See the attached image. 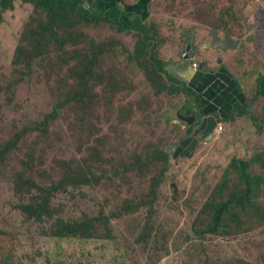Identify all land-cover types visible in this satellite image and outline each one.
<instances>
[{
    "label": "rangeland",
    "instance_id": "rangeland-1",
    "mask_svg": "<svg viewBox=\"0 0 264 264\" xmlns=\"http://www.w3.org/2000/svg\"><path fill=\"white\" fill-rule=\"evenodd\" d=\"M126 1L133 5L139 0ZM140 2L127 16L140 14L146 26L157 29L154 53L174 77L177 65L194 59L203 64L220 53L210 50L214 26L220 39L221 33L231 31L264 63V0ZM110 3L81 0L84 9L101 17L110 15ZM139 39L132 27L118 32L103 20L84 24L73 17L66 24L56 22L33 0H13L9 8L0 5V145L20 135L0 167V264H264V225L248 223L243 230L231 227L226 235L205 238L197 237L194 229L230 162L249 161L264 152V129H253L249 118L228 129L215 118L223 133L204 131L209 121L201 118L198 103L216 116V106L224 105L214 78L220 73H210L213 67L204 64L206 81L196 80L203 90L199 102L196 95L181 93L182 87H160L134 60ZM192 45L208 47L209 55L190 53ZM246 58H235L242 61L234 66L242 72L235 80L247 87L264 83L252 55ZM65 94L72 100L57 107ZM251 98L258 99L257 93ZM55 107L58 115L46 134L23 137L25 123L32 117L40 121ZM181 108L194 113L193 126L177 119L185 115ZM77 127L85 156L91 148L100 158L90 166L96 181L66 180L52 193L49 207L63 220L84 215L97 220L104 213L110 217L108 234L58 239L49 235L52 219H27L19 206L31 196L15 185L23 172L42 187L57 183L64 176L58 162L69 158L68 140L62 135ZM159 150L173 152L154 192L152 180L160 172L154 166L119 176L135 156L148 161ZM262 172L259 167L250 171L256 176ZM143 195L152 209L125 213L126 203Z\"/></svg>",
    "mask_w": 264,
    "mask_h": 264
},
{
    "label": "trees",
    "instance_id": "trees-1",
    "mask_svg": "<svg viewBox=\"0 0 264 264\" xmlns=\"http://www.w3.org/2000/svg\"><path fill=\"white\" fill-rule=\"evenodd\" d=\"M12 1L13 0H1L0 5L3 8H9ZM33 1L46 15L59 23L66 24L74 17L84 24L103 20L111 24L118 32H125L129 27H132L140 35V41L136 49L137 56L134 60L139 62L151 81L163 88L171 87L173 89L174 85L182 87L181 93L196 95L198 102L202 100V97L198 94H189L186 85L172 76L167 70V64L165 67L163 61L154 53V51H156L154 40L157 36V29L146 26L140 14L127 16V13H130V9L132 10L133 6L136 4L132 5L131 2L125 0L126 4L119 7V2L122 0H111V5L108 7L111 10L109 13L110 15L101 17L94 14L93 11L89 9H84L81 0ZM36 41L37 47H41L43 44L42 41L39 39H36ZM18 50L23 52V47H20ZM83 89L85 91L87 85H84L82 90ZM259 89L260 88L257 90V97H261V90ZM70 100H72L71 94H65L63 100L58 103L57 107L65 106ZM250 101L251 102L247 101L246 98L242 100L241 104L238 103L235 106L232 115L228 116L226 119H228V122H233L238 118L239 120L242 118H249L252 128L263 130L264 119L261 118L260 113L255 112L256 109L255 111L252 109L254 107L257 108L258 104L255 103V100ZM249 103H253V106H250ZM198 104L199 108H203L201 118H208L209 128L215 130L219 124L218 122H220L215 121L217 116L213 117L212 113H205L204 106L200 103ZM182 110V113H185V115L179 114L177 117L181 122H183L182 119L191 118V116L188 117V114L193 113L190 108H181L179 113ZM57 115L58 108L55 107L48 114H44L42 117L40 116V121L32 117L23 125V137H28L33 132L40 133V135L46 134L51 122L55 120ZM192 115L195 118L194 113ZM183 123L186 124V122ZM214 123H216L215 128L213 127ZM255 124H259V128H257ZM62 136L68 140L65 151L69 155L68 159L58 162V171L64 176L57 183L48 187H42L26 173H19V179L15 185L16 190L21 192L25 189L26 193L31 196L29 203L23 202L20 204L19 208L27 216L28 220L34 219L36 221H42L44 219H52L53 224L49 230V235L58 239H90L97 231L108 234L107 225L110 222V217L104 213H101L97 220L87 215H84L82 218L67 220L52 215L54 212L49 207V201L55 189L63 186L66 180L81 181L85 184L95 182L96 177L90 172V166L96 164L100 159L96 151L92 153L91 148L87 149V156L89 157L85 156L82 143H80V131L78 127L77 130H73L72 132L65 130ZM19 141L20 135H16L11 140L0 145V167L6 162L10 153L17 147ZM172 152L173 150L168 152L159 150L154 153L153 158L148 161L135 156L134 160L123 166V170L119 176L122 177L135 170L140 172L154 166L160 171L159 178L152 180V192H154L159 187L161 178L165 177L169 169V160ZM31 166L34 167V165ZM255 167H259L261 172L263 171L261 175L256 176L250 173ZM232 184H234L233 187ZM263 186L264 152L255 155L249 161L242 160L241 158L232 160L225 170L221 181L215 187L212 197L204 204L199 213V220L194 224L195 235L199 238H205L207 236L218 237L228 234V230L231 227H234L236 230H243L248 223L264 225V202H260V198L262 196L264 197ZM142 207L152 209V203H150L149 199L145 201V195L132 202H127L124 211L125 213H132ZM202 217H205V219L202 220ZM239 264L243 263L241 262Z\"/></svg>",
    "mask_w": 264,
    "mask_h": 264
},
{
    "label": "crops",
    "instance_id": "crops-1",
    "mask_svg": "<svg viewBox=\"0 0 264 264\" xmlns=\"http://www.w3.org/2000/svg\"><path fill=\"white\" fill-rule=\"evenodd\" d=\"M242 45L247 46L244 40H242ZM220 53H216L217 54L216 57L223 61V65L218 66V64H211L210 67H213V68L210 69L209 67L210 73H213V72L220 73L217 77H214V78H216V80L218 81L219 86L217 89L221 90V92H218V93L221 96V98L224 100V105H222L221 107L220 105L216 106L215 114L217 118L222 119L223 123H225V126L228 129L238 126L242 121H244V118H242L241 120H239V118L235 119L233 122H228V119L226 118L232 115V112L235 106L238 103L241 104L242 100L246 98L247 101L249 102H251L250 100H255V103L258 104L257 105L258 107L257 108L254 107L252 109L253 111H255L256 109L255 112L260 113L261 118L264 119V83L252 84L250 87H247L246 84H243V86H241L235 80V78L237 76H241L242 72L238 71V69L234 67L235 65H239V63L242 62L241 60L239 62H236L235 58H239L240 56H242L245 59H247L246 58L247 54H251L253 62H256L259 65V73L261 77H264V63H261L260 65L258 55L255 52L251 51L249 47L247 48L246 51L239 50L236 52H220ZM178 63L179 62H176V64ZM194 63L198 64L200 68L201 61L197 59L189 60V61H185V63H181L180 65H177V68L174 74L176 78L178 77V79L183 80V81H180L177 79L179 82L181 83L184 82L186 84L187 92H196V94L201 96L203 90L198 85L196 80L202 79L203 82L206 81V79H204V78H207V76H205L206 68L203 70H200L199 68L198 70H194L192 67ZM218 70H221V71H218ZM193 82H196V83L193 84ZM243 82L245 83V80ZM258 88H260L259 90H261L260 91L261 97H258V99L251 98L254 93H257ZM205 89L206 88H204V90ZM249 105L253 106V103H249ZM204 123H205L204 131H207L210 128L206 122ZM239 131L242 132L240 137L243 138L244 137L243 129H239Z\"/></svg>",
    "mask_w": 264,
    "mask_h": 264
},
{
    "label": "flooded vegetation",
    "instance_id": "flooded-vegetation-1",
    "mask_svg": "<svg viewBox=\"0 0 264 264\" xmlns=\"http://www.w3.org/2000/svg\"><path fill=\"white\" fill-rule=\"evenodd\" d=\"M142 0H139L136 4H140ZM160 1V0H158ZM121 2V1H120ZM119 2V4H120ZM140 2V3H139ZM150 0H147V6L149 4ZM111 11V10H110ZM216 30V34L218 35V40H217V45H222V47L224 48H230V45H234L236 43H238V46L234 47L235 50H222L220 48H215L216 47V44L215 42H213V37H212V32L213 30ZM219 30L217 29V27H213L209 33V36L211 38V46H210V50L212 51H217L219 50L220 52H236V51H246L248 47L250 46H246V45H242V39H239V38H234L233 37V34L231 33V31H227V32H223L221 33L222 34V38L220 39L219 38ZM230 33V35H229ZM254 36L258 37V34H253ZM207 49L208 47H201L200 49H198L197 47H193V45L190 47V49H188L187 51H189L190 53L196 55V56H200V53L201 54H204L206 57L209 55L207 53ZM250 50H252V48L250 47ZM216 54V52H215ZM214 54V56H209L207 62H203V64H206L207 67H210L211 64H218V66H222L223 65V61L219 58L216 57V55ZM213 55V54H212ZM217 58V59H216ZM190 116V113L188 114V117Z\"/></svg>",
    "mask_w": 264,
    "mask_h": 264
},
{
    "label": "water",
    "instance_id": "water-1",
    "mask_svg": "<svg viewBox=\"0 0 264 264\" xmlns=\"http://www.w3.org/2000/svg\"><path fill=\"white\" fill-rule=\"evenodd\" d=\"M229 35H230V33H229ZM212 37H213V42H215V44H216L215 48H220L222 50L228 51V50H235L234 47L238 46V43H236L234 45H230V48H225V47L223 48L222 45L221 46L217 45L218 35L216 34V30L215 29L212 32ZM183 57L186 58L187 56L184 55ZM203 68H204V64H201L199 69L202 70ZM182 121L186 122L188 125H191L195 121V118L192 115L191 118L182 119Z\"/></svg>",
    "mask_w": 264,
    "mask_h": 264
},
{
    "label": "built area",
    "instance_id": "built-area-1",
    "mask_svg": "<svg viewBox=\"0 0 264 264\" xmlns=\"http://www.w3.org/2000/svg\"><path fill=\"white\" fill-rule=\"evenodd\" d=\"M192 67H193L194 70H198L199 65L194 63V64L192 65ZM223 131H224V130H223V126L221 125V123H219V124L217 125V127H216V134H222Z\"/></svg>",
    "mask_w": 264,
    "mask_h": 264
},
{
    "label": "clouds",
    "instance_id": "clouds-1",
    "mask_svg": "<svg viewBox=\"0 0 264 264\" xmlns=\"http://www.w3.org/2000/svg\"><path fill=\"white\" fill-rule=\"evenodd\" d=\"M187 61H189V60H187ZM221 125L223 126V124H222V123H221ZM215 135H217V134H216V129H215Z\"/></svg>",
    "mask_w": 264,
    "mask_h": 264
}]
</instances>
